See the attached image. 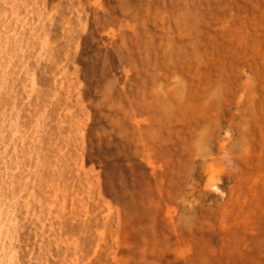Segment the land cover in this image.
Returning <instances> with one entry per match:
<instances>
[{"label":"rangeland","instance_id":"obj_1","mask_svg":"<svg viewBox=\"0 0 264 264\" xmlns=\"http://www.w3.org/2000/svg\"><path fill=\"white\" fill-rule=\"evenodd\" d=\"M0 264H264V0H0Z\"/></svg>","mask_w":264,"mask_h":264},{"label":"bare ground","instance_id":"obj_2","mask_svg":"<svg viewBox=\"0 0 264 264\" xmlns=\"http://www.w3.org/2000/svg\"><path fill=\"white\" fill-rule=\"evenodd\" d=\"M175 89H176V88H175ZM170 91H172V90H170ZM169 93L171 94L172 92H169ZM174 93L176 94L177 92H174ZM167 95H168V93H167ZM167 95H166L165 97H167ZM177 95H178V93H177ZM169 96H170V95H169ZM171 96H172V94H171ZM173 96H174V95H173ZM173 96H172V98H175V100L178 99V96H177V99H176V95H175L174 97H173ZM211 96H212V95H211ZM211 96H209V99H210ZM163 98H164V97H163ZM160 99H162V98H160ZM167 99H168V98H167ZM169 100H170V98H169ZM172 100H173V99H172ZM172 100H171V101H172ZM175 100H174V101H175ZM206 100H207V99H206ZM158 101H160V100H158ZM162 101L167 102L166 100H162ZM177 101H179V100H177ZM169 102H170V101H169ZM207 102H208V101H207ZM157 103H158V102H157ZM163 103H164V102H163ZM173 103H175V102H173ZM178 103H179V102H178ZM160 104H162V102H161ZM160 104H159V105H160ZM169 104H170V103H169ZM169 104H167V105H169ZM176 105H178V104L176 103ZM176 105L174 104L175 107H176ZM161 106H163V105H161ZM174 106H173V107H174ZM164 107H165V106H164ZM164 107H163V108H164ZM170 107L172 108L171 104H170ZM170 107H168V108H170ZM166 108H167V107H166ZM168 108H167V109H168ZM167 109H166V110H167ZM166 110H165V111H166ZM163 111H164V110H163ZM165 111H164V112H165Z\"/></svg>","mask_w":264,"mask_h":264}]
</instances>
